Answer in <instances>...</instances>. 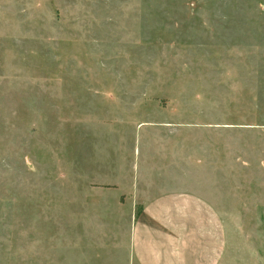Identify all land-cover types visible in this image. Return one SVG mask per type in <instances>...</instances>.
I'll return each mask as SVG.
<instances>
[{
	"label": "rangeland",
	"instance_id": "374dc122",
	"mask_svg": "<svg viewBox=\"0 0 264 264\" xmlns=\"http://www.w3.org/2000/svg\"><path fill=\"white\" fill-rule=\"evenodd\" d=\"M169 190L264 264V0H0V264H132Z\"/></svg>",
	"mask_w": 264,
	"mask_h": 264
},
{
	"label": "crops",
	"instance_id": "0c3cea01",
	"mask_svg": "<svg viewBox=\"0 0 264 264\" xmlns=\"http://www.w3.org/2000/svg\"><path fill=\"white\" fill-rule=\"evenodd\" d=\"M131 251L132 264L229 261L222 217L207 198L187 190L163 192L144 205L132 229Z\"/></svg>",
	"mask_w": 264,
	"mask_h": 264
}]
</instances>
